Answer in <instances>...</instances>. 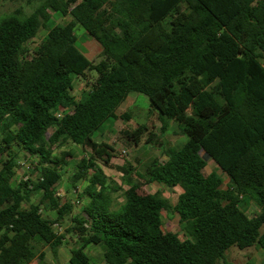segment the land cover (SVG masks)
Wrapping results in <instances>:
<instances>
[{"label":"trees","instance_id":"obj_1","mask_svg":"<svg viewBox=\"0 0 264 264\" xmlns=\"http://www.w3.org/2000/svg\"><path fill=\"white\" fill-rule=\"evenodd\" d=\"M48 11L71 21L48 27ZM77 24L100 45L98 61L78 49ZM40 29L46 36L28 50ZM91 72L94 82L76 101L74 79ZM130 94L148 99L161 134L172 122L186 140L153 160L141 182L127 181L124 203L112 209L96 159L107 164L114 150L93 136L107 120H128L117 112ZM124 134L135 147L145 134V143L155 138L144 125ZM59 141L89 152L70 176L72 187L86 182L89 201L65 230L79 245L69 264H89L90 245L103 248L102 264H231L227 251L253 247L264 257V0H44L28 16L16 10L0 19V264L35 256L44 264L34 246L55 255L66 240L55 225L71 206L60 204L56 186L71 154L53 155ZM14 148L37 158L35 183L12 184ZM205 159L227 177L225 189L216 173L203 175ZM147 184L181 193L171 206L159 191L145 192ZM247 202L256 214H246ZM45 205L54 220L43 216ZM169 211L185 239L163 231Z\"/></svg>","mask_w":264,"mask_h":264},{"label":"rangeland","instance_id":"obj_2","mask_svg":"<svg viewBox=\"0 0 264 264\" xmlns=\"http://www.w3.org/2000/svg\"><path fill=\"white\" fill-rule=\"evenodd\" d=\"M44 0H0V19L12 14L16 10H19L24 16L31 14L35 8ZM50 21L48 27L59 24H66L71 21L70 17H62L59 13L48 11ZM46 29H40L34 39H32L27 45L28 50H34L37 45L46 36ZM74 34L77 38L78 49L92 61H98L100 54L99 45L94 42L84 31L80 25L74 27ZM95 80V72L88 73L84 78L74 79L73 90L71 95L77 101L80 94L84 90H88L91 84ZM130 97H135V100H127L123 103L119 109L118 114H128V120H113L107 121L104 129L94 135L93 139L98 144H107L114 150L113 155L105 164V158L96 159V164L102 169V172L106 178V182L111 192L112 209H118L124 203L123 192L128 188V182L139 181L143 179L139 176H145V168L153 161H164V153L168 149H179L185 142L186 137L178 132L175 124H171L165 134L160 133V123L157 119V115L149 107L148 99L140 94H132ZM147 126L149 131L155 134V138L151 143H145L147 135H144L143 141L138 146H133L125 136V132H131L137 126ZM126 151V154H122L121 151ZM16 155V168L15 177L12 180V184L16 185L19 180L29 179L32 183H35L38 178L36 167L38 160L36 157H30L25 152L14 148ZM54 156H60L62 153H69L71 157L66 158L68 165L60 170L61 180L56 186V195L60 200V204H69L71 206V213L67 215L59 222V225H55V229L58 234L65 236L66 240L62 247L58 249V252L54 255L50 249L35 245L34 249L38 253L44 252V264H69L68 257H70V251L73 248L78 247V241L76 237L68 236L65 234V230L72 225V218H75L82 214L84 206L89 201L88 197L84 195L86 188V182L80 181L75 187L70 185V176L76 170L77 164L81 159L86 158L89 155L88 151H85L82 147L77 146L70 141L55 144L52 149ZM206 166L203 170V175L207 176L210 173H216L222 180V189L226 188L228 184L227 177L221 173L217 166L209 159H205ZM131 169V174L127 175L124 169ZM116 189V192L111 190ZM144 190L147 193H155L159 191L163 198H165L171 206H174L178 195L181 193V189L166 188L158 184H147L144 186ZM32 203H37L40 200V194L36 193L32 196ZM27 207V205H25ZM42 214L45 218L54 220L56 215L51 212L47 205L41 207ZM244 211L247 215H254L258 212V209L251 202H247ZM162 229L166 232L176 234L181 240L185 239L183 236V224L179 222V218L174 211L162 213ZM102 252L103 248L100 246L90 245L86 247L85 254L89 257V264H102ZM250 258L256 264H262L264 257L261 250L258 247L250 248L246 251H239L236 248H231L225 255V260L231 264H243ZM30 264H39L35 256L34 260ZM219 264H222L220 262Z\"/></svg>","mask_w":264,"mask_h":264},{"label":"crops","instance_id":"obj_3","mask_svg":"<svg viewBox=\"0 0 264 264\" xmlns=\"http://www.w3.org/2000/svg\"><path fill=\"white\" fill-rule=\"evenodd\" d=\"M94 41V40H93ZM95 42V41H94ZM98 44V43H97ZM99 45V44H98ZM99 47H100V45H99ZM100 49H101V47H100ZM132 94H130L128 97H127V99L123 102V103H125L127 100H135L136 98L135 97H130ZM117 114H118V112H117ZM108 121V120H107ZM107 121H105L104 123H103V125L98 129V131L94 134V135H98V133L102 130V128L104 129V126H106V123H107ZM171 124H173L172 122H169L168 123V128L167 129H169L170 128V126H171ZM94 137V136H93ZM31 202H32V200H31ZM52 212V211H51ZM70 215V214H69ZM62 247V246H61ZM230 251V250H229ZM58 252V250L56 251V253ZM228 252V251H227ZM226 252V253H227ZM43 254H44V252H42ZM226 253H225V255H226ZM44 257H45V254H44ZM34 260V259H33ZM32 260V261H33ZM68 260H69V257H68ZM31 261V262H32ZM31 262H29L28 264H30ZM244 264V263H243Z\"/></svg>","mask_w":264,"mask_h":264},{"label":"built area","instance_id":"obj_4","mask_svg":"<svg viewBox=\"0 0 264 264\" xmlns=\"http://www.w3.org/2000/svg\"><path fill=\"white\" fill-rule=\"evenodd\" d=\"M64 110L62 108H59L56 112H55V116L57 119H61L63 116ZM122 154H126V151L122 150L121 151Z\"/></svg>","mask_w":264,"mask_h":264}]
</instances>
